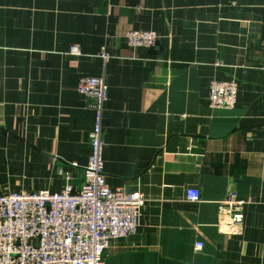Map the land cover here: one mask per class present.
Segmentation results:
<instances>
[{
    "label": "crops",
    "instance_id": "0c3cea01",
    "mask_svg": "<svg viewBox=\"0 0 264 264\" xmlns=\"http://www.w3.org/2000/svg\"><path fill=\"white\" fill-rule=\"evenodd\" d=\"M130 31L158 45L131 49ZM102 75L107 184L146 199L106 264H264V0H0V195L60 193L65 173L80 188L94 113L77 86ZM231 79L236 107L210 109Z\"/></svg>",
    "mask_w": 264,
    "mask_h": 264
},
{
    "label": "built area",
    "instance_id": "2783aa9c",
    "mask_svg": "<svg viewBox=\"0 0 264 264\" xmlns=\"http://www.w3.org/2000/svg\"><path fill=\"white\" fill-rule=\"evenodd\" d=\"M160 36L155 31H130L124 40L131 49H154ZM72 55H79L77 48ZM104 63L110 56L101 54ZM236 79L212 81L208 105L212 110H232L238 102ZM77 92L94 113L89 133L90 157L84 168V179L75 190L69 173L64 174L65 189L15 192L0 195V264H106L105 254L114 241L137 234L146 205L144 195L112 189L104 173V121L109 101V88L104 75L80 79ZM264 162V147H263ZM186 199L200 201V192L189 189ZM230 195L227 206L237 212V201ZM223 230L240 234L242 220L231 217ZM203 244L197 243L196 249Z\"/></svg>",
    "mask_w": 264,
    "mask_h": 264
}]
</instances>
